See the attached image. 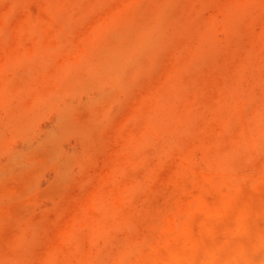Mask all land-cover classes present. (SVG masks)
<instances>
[{
	"label": "rangeland",
	"instance_id": "374dc122",
	"mask_svg": "<svg viewBox=\"0 0 264 264\" xmlns=\"http://www.w3.org/2000/svg\"><path fill=\"white\" fill-rule=\"evenodd\" d=\"M0 264H264V0H0Z\"/></svg>",
	"mask_w": 264,
	"mask_h": 264
}]
</instances>
